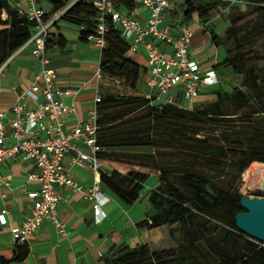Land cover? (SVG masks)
<instances>
[{"label":"trees","instance_id":"16d2710c","mask_svg":"<svg viewBox=\"0 0 264 264\" xmlns=\"http://www.w3.org/2000/svg\"><path fill=\"white\" fill-rule=\"evenodd\" d=\"M47 1L52 6L50 15L66 4L64 0ZM111 1L128 12L136 8L133 0ZM222 1L184 0L172 16L188 23L197 15L204 33L226 54L214 68H230L233 76L243 78L244 88L233 85L227 92L221 87L212 102L193 111L175 106L156 110L136 95H100L96 106L97 156L159 172V187L148 196L150 223H146L149 228L166 226L175 246L161 251H150L146 245L113 246L99 264H264V243L235 227V216L242 211V195L223 181L227 162L239 175L253 162L264 164V72L258 74L246 66V54L241 49L244 37L237 24L232 22L223 37L206 26ZM250 1L259 19L252 24L249 35L264 37V0ZM60 19L77 26L80 39L86 41L96 27V9L92 0H78ZM35 30V23L19 14L9 0H0V66ZM64 44L60 37L58 46L63 48ZM127 49L128 43L107 22L99 69L135 91L141 66L125 57ZM219 128L230 131L217 133ZM132 148L149 151L128 152ZM256 164L249 169L253 171ZM147 178L134 172H100L101 184L126 205L139 199ZM27 254V244L18 245L10 259L0 257V264L22 262Z\"/></svg>","mask_w":264,"mask_h":264},{"label":"crops","instance_id":"0c3cea01","mask_svg":"<svg viewBox=\"0 0 264 264\" xmlns=\"http://www.w3.org/2000/svg\"><path fill=\"white\" fill-rule=\"evenodd\" d=\"M181 4L179 0H171L169 8L162 14V26H167L174 32L182 24L189 26L193 32L191 57L198 62L202 71L214 69L219 81L217 85L201 90L194 103L197 107L212 102L215 92L225 87L223 70L214 68L221 62L223 53L219 54L210 35L204 33V25L197 15H193L188 23L172 16ZM37 5L51 18L52 6L47 0H37ZM132 12L140 20H144L147 15L146 10L138 6ZM206 26L211 27L209 22ZM79 31L77 26L68 24L60 18L53 22L48 31L49 47L46 54L49 58L48 67L55 70L57 75L54 87L74 92L62 98L65 104L71 105L74 109L70 116L62 117L66 129L88 120L94 108V97L96 94L101 95L106 81H118L124 85L121 80L107 75H104L101 81L97 80L96 72L101 52L93 43L81 40ZM60 37L65 40L63 48L58 46ZM160 50L170 52V49L163 45L160 46ZM141 56L143 55H137ZM132 59L140 65L137 60ZM38 69V61L31 55L30 48L15 52L10 57L0 71V112L8 111L18 97L34 83L41 87V84L35 81ZM132 92H135L132 95L136 96L141 94L136 90ZM28 104L32 106L30 102ZM43 123L46 126L50 124L48 119H44ZM76 144L84 150L88 149L81 141H77ZM147 151H149L147 148H132L128 152ZM65 167L78 183L77 190H70L67 187L58 189L62 199L57 206V217L64 225L65 234L60 235L49 221H44L25 243L28 246L26 258L22 262L10 264H99L100 258L113 246L126 245L133 248L137 245H146L150 251L171 248L166 226L149 228L146 223L149 221V193L159 187L158 171L101 159L100 172L106 174L111 171L122 174L134 172L147 175L144 191L139 199L132 205H126L101 184L99 172L95 173L87 167H76L69 159L66 160ZM32 170V163L21 158L7 160L0 165V177L7 180L10 185L0 190V209L8 212L5 215L6 223L0 224V257L6 259H10L15 248L22 245L12 240V232L31 212V203L26 198V192L35 190L37 186L26 183L25 177ZM96 182L100 184L103 196L108 199L101 207L105 214L101 220L95 218L93 202L87 196V190Z\"/></svg>","mask_w":264,"mask_h":264},{"label":"built area","instance_id":"2783aa9c","mask_svg":"<svg viewBox=\"0 0 264 264\" xmlns=\"http://www.w3.org/2000/svg\"><path fill=\"white\" fill-rule=\"evenodd\" d=\"M64 1L65 6L48 19L46 11L37 5V0L11 2L19 14L36 25V30L16 52L30 48L31 55L39 64L35 81L41 84L40 87L34 83L8 111L0 112V165L15 158L31 162L33 170L26 175L25 181L37 186L35 190L26 192L31 212L12 232V240L16 244L27 243L44 221H49L60 235L65 234L64 225L57 217V206L62 199L58 189H78V183L65 167L67 159L76 167H87L100 173L101 159L97 156L100 148L96 144V106L101 96L96 94L94 97V108L86 122L66 129L62 117L70 116L74 109L65 104L62 98L74 92L55 88L57 75L55 70L48 67L46 43L49 28L78 0ZM133 2L136 7L146 10L144 20L137 19L132 11H122L111 0H92L97 23L94 32L86 36V41L93 43L101 52L105 47L106 23H110L128 43L126 58H132L135 54L145 57V90L137 96L144 98L156 110L175 106L193 111L201 90L219 83L215 70L210 68L202 71L198 62L191 57L193 32L189 26L182 24L175 32L162 26V14L169 8L171 0ZM161 45L168 47L170 52L161 51ZM4 64L0 66V71ZM96 78L99 81L104 78L99 68ZM44 119L49 120V126L43 123ZM77 141H81L88 149L80 148ZM9 186V182L0 177V190ZM87 196L93 202L95 218H104L101 207L108 199L103 196L98 182L87 190ZM7 213V210L0 209L1 225L6 223Z\"/></svg>","mask_w":264,"mask_h":264},{"label":"rangeland","instance_id":"374dc122","mask_svg":"<svg viewBox=\"0 0 264 264\" xmlns=\"http://www.w3.org/2000/svg\"><path fill=\"white\" fill-rule=\"evenodd\" d=\"M184 0H179L182 3ZM2 18L5 16L2 15ZM259 19V12L256 9V6L250 0H223L217 8H215L211 14L209 25L214 30V32L223 37L226 29L231 25L232 22L237 24L241 29V36H243V41L241 45L242 51L246 54V66L250 69L255 70L258 74L264 72V37L263 36H250L252 24ZM219 54L223 53V58L226 54L223 49H218ZM138 55V54H137ZM133 55L132 58L137 60L141 65L140 78L137 84L136 92H144V69L146 67V61L143 56L137 57ZM221 60V61H222ZM222 70L225 74L224 85L227 92L231 91L232 86L236 85L241 88H244V80L238 76H233L230 72V68L222 67ZM105 93H114L120 95L134 94L135 92L129 91L125 85L119 83L118 81H106V86L102 90L101 94ZM222 131L229 132V129H217V133ZM226 145V144H225ZM253 163H258L255 165L253 171L249 167ZM245 170L244 173L239 175L234 168H230L226 163V177L223 181L225 185H230L238 189L239 193L243 196L252 197H261L264 198V191L259 187H249L250 182H252V177L255 173H260L264 167L263 163L253 162ZM261 166V167H260ZM229 167V168H228ZM259 167V168H258ZM167 228V227H166ZM168 231V229H167ZM165 230V232L167 233ZM170 247L175 246L174 242L170 239ZM161 250V249H160ZM202 264H208L207 261H201Z\"/></svg>","mask_w":264,"mask_h":264},{"label":"water","instance_id":"95a60500","mask_svg":"<svg viewBox=\"0 0 264 264\" xmlns=\"http://www.w3.org/2000/svg\"><path fill=\"white\" fill-rule=\"evenodd\" d=\"M264 191V177L259 184ZM241 212L235 216V227L245 235L264 243V198L241 196Z\"/></svg>","mask_w":264,"mask_h":264},{"label":"bare ground","instance_id":"6f19581e","mask_svg":"<svg viewBox=\"0 0 264 264\" xmlns=\"http://www.w3.org/2000/svg\"><path fill=\"white\" fill-rule=\"evenodd\" d=\"M264 177V167L262 168V171L260 173H255L254 176L252 177V182H250V186L249 187H259V184L261 182V180Z\"/></svg>","mask_w":264,"mask_h":264}]
</instances>
